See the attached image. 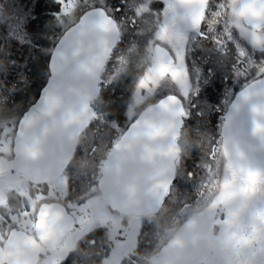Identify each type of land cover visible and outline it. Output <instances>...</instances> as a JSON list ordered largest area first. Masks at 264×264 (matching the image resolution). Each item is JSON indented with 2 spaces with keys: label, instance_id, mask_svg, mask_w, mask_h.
Masks as SVG:
<instances>
[{
  "label": "trees",
  "instance_id": "trees-1",
  "mask_svg": "<svg viewBox=\"0 0 264 264\" xmlns=\"http://www.w3.org/2000/svg\"><path fill=\"white\" fill-rule=\"evenodd\" d=\"M37 2H42L45 10L35 17L41 20L37 30L33 31L29 27L28 34L32 41L39 43V50H36L35 43L29 45L22 31L26 27V18L30 22L35 13ZM106 2L113 8L121 6L120 0ZM58 11L59 5L53 0H0V138L13 132L17 121L46 82L47 50L63 30L59 28L58 18L53 17V13ZM128 32L122 29L121 41L103 70L102 77L106 85H101L98 97L92 102L95 115L82 132L75 154L84 159L88 182L93 186L113 145L147 105L170 93L182 99L184 119L177 139L180 153L176 178L160 207L144 216L134 249L124 255L120 262L152 264L158 253L157 248L168 242L171 232L175 230L172 228L181 210L198 200L207 189L217 160L222 159L228 164L221 148V125L228 103L241 86L233 73L237 52L235 47H187L190 62L195 61L201 73L197 85L199 96L195 97L192 88L187 89L191 93L187 96L178 89L169 88L137 107L131 116L127 109L130 98L126 99V94L132 92L134 84L138 83L145 70L140 68L131 77L130 73L125 84L118 87L114 86L116 78L109 75L116 56L126 48L120 45L126 44L124 37L128 36ZM192 39L189 34L188 44L193 43ZM206 42L200 39L201 45ZM256 58L259 59V53ZM213 70L222 75L213 80ZM89 248L91 250L88 253H95L96 247ZM79 253L80 248H76L58 264L103 263L94 261L92 254L85 260H79V256L73 257Z\"/></svg>",
  "mask_w": 264,
  "mask_h": 264
},
{
  "label": "snow or ice",
  "instance_id": "snow-or-ice-1",
  "mask_svg": "<svg viewBox=\"0 0 264 264\" xmlns=\"http://www.w3.org/2000/svg\"><path fill=\"white\" fill-rule=\"evenodd\" d=\"M59 5V11L53 13L57 23L64 21L62 32L57 36L53 46L47 50L48 81L42 86L38 105L46 106L53 96L60 91L65 101H83L93 94L91 84L78 80L93 81L112 58V51L120 42L123 28L132 31L124 37L129 45L135 43V37L141 35L137 26L140 17H151L156 30L146 43H150L153 51L151 66L139 80V89L152 90L162 82L170 79L184 94L192 88L195 97L199 96L197 80L190 72L187 63L188 38L181 30V23L203 40L211 39L213 43L227 49L234 38L240 34L247 36L259 51L247 50L242 44L235 54L233 73L239 81L241 90L232 104V111L239 113L244 106L259 107L264 113V0H120L121 6L113 8L106 0H53ZM162 4V8H154L153 4ZM45 10L42 2H37L35 13L30 22L26 18V27L22 31L31 46L38 42L31 39L28 28L37 30L41 20L36 19ZM132 12L131 17L128 13ZM116 13H121L117 18ZM43 19V18H42ZM70 21V23H65ZM144 21L141 20V23ZM15 63V62H14ZM211 71V70H210ZM100 85L106 82L100 80ZM163 91V89H162ZM182 100L179 96L162 98L160 106L167 108L175 105L180 112ZM229 113L228 119H231ZM248 187L239 189L245 196L257 193V174L249 169L243 176ZM235 194V192H233Z\"/></svg>",
  "mask_w": 264,
  "mask_h": 264
},
{
  "label": "water",
  "instance_id": "water-1",
  "mask_svg": "<svg viewBox=\"0 0 264 264\" xmlns=\"http://www.w3.org/2000/svg\"><path fill=\"white\" fill-rule=\"evenodd\" d=\"M182 31L191 28L181 23ZM116 47V46H115ZM114 51V49H113ZM112 51V53H113ZM105 68V67H104ZM91 84L93 94L86 100L65 101L60 91L46 106L36 99L23 112L14 135V156H0V172L10 169L25 173L31 181L43 182L57 179L70 163L80 134L89 126L95 115L93 101L98 97L103 80V70ZM48 81V76L44 85ZM43 85V86H44ZM42 88V87H41ZM236 92L221 125V148L229 167L240 176L251 169L257 177L264 176V113L259 107L244 106L239 113L232 111ZM167 96H178L167 94ZM147 105L128 125L107 155L98 188L110 208L123 215L147 216L156 211L176 178L180 147L177 139L184 119L175 105L163 108L161 99ZM231 119H228L229 113ZM11 138V137H9ZM0 189V205L6 200ZM56 222L68 219L63 228L57 229L58 244L73 227V218L65 210L53 209ZM33 264L38 253H31Z\"/></svg>",
  "mask_w": 264,
  "mask_h": 264
},
{
  "label": "rangeland",
  "instance_id": "rangeland-1",
  "mask_svg": "<svg viewBox=\"0 0 264 264\" xmlns=\"http://www.w3.org/2000/svg\"><path fill=\"white\" fill-rule=\"evenodd\" d=\"M135 2L139 3V0ZM212 2L219 3L222 0ZM153 7L162 8L163 5L156 3ZM132 15V12L128 13L129 17ZM141 20L144 22L141 23ZM63 24L64 21H60V29ZM137 26L142 34L135 37V43L131 46L128 40H125V50L118 53L109 69V75L113 76V79L116 78L114 86L125 84L130 73L131 77L140 68L146 73L151 66L153 51L151 44L146 41L156 30V24L151 17H140ZM124 29L129 31L128 33L132 31L130 27ZM185 36L189 38L188 34ZM242 44L247 50L257 53L262 51L243 34L234 38L227 47L238 49ZM187 63L189 68L193 67L189 54ZM260 66L264 68V64ZM145 73L138 79V83ZM138 83L134 84L131 93L126 94L127 98L123 97L130 98L127 109L131 116L135 114L137 107L169 88L183 92L170 79L162 82L159 87L152 86V90H138ZM5 137L1 139V144L4 143ZM3 147L0 145V150L4 149ZM213 172L207 189L198 200L185 206L179 213L172 228L175 230L171 232L168 242L157 248L158 253L152 264H264V176L257 177L256 181L257 193L261 194L245 196L239 189L249 185L222 159L217 160ZM92 201H89V208L98 206L100 209H87L85 217L81 219L82 224L85 222L90 230L101 223H110L111 233L119 237L114 242L111 255L102 264H120L124 255L134 249L144 216H125L107 209L101 202L98 205L97 201ZM75 233L77 232L70 233L65 243L70 245ZM218 240L231 243L219 245ZM56 250L57 262L64 257L65 247L61 245ZM238 250L240 255H237Z\"/></svg>",
  "mask_w": 264,
  "mask_h": 264
},
{
  "label": "flooded vegetation",
  "instance_id": "flooded-vegetation-1",
  "mask_svg": "<svg viewBox=\"0 0 264 264\" xmlns=\"http://www.w3.org/2000/svg\"><path fill=\"white\" fill-rule=\"evenodd\" d=\"M116 15L117 18L121 16L119 13ZM183 32L184 34H191L193 37V43L188 44L187 47H218L211 39L206 40L207 42L201 45L200 38L192 30ZM122 35L121 33V38ZM120 46L126 47V44L123 43ZM191 63L193 67L189 70L199 82L201 73L198 68L195 69L197 67L195 61ZM211 75L215 80L216 76L222 74L213 70ZM240 88L235 91L234 95ZM16 127L17 123L13 132L6 135L3 144L1 142H3L2 138L4 137L0 138V145L4 146V149L0 150V156H5L8 159L14 156ZM76 149L62 174L52 181L34 182L25 173L14 169L0 172V189L7 196L5 202L0 205V264H28L34 258L30 256L34 252L38 253V258L33 264H58L76 248H80V253L73 257L79 256V260H85L88 255L92 254L88 253L91 250L89 247L92 246L96 247L95 253L92 254L94 261L103 262L111 255L114 242L119 236H114L111 233L110 223H101L88 230L86 223L83 222L82 224L81 220L85 217L87 209H100L98 206L89 208V201L91 200H93L92 202L97 201L98 205L101 202L107 209L112 210L108 203L103 200L98 188L105 160L99 171L97 182L91 186L88 182L86 166L83 163L84 159L81 155L79 157L75 154ZM53 209H64L68 214L66 216L73 218V227L58 244L52 241L55 239L57 229L63 228L68 219L63 218L57 223ZM74 231L77 233H75V238L71 244L65 243L66 238ZM61 245L65 247L64 257L56 262V249Z\"/></svg>",
  "mask_w": 264,
  "mask_h": 264
},
{
  "label": "clouds",
  "instance_id": "clouds-1",
  "mask_svg": "<svg viewBox=\"0 0 264 264\" xmlns=\"http://www.w3.org/2000/svg\"><path fill=\"white\" fill-rule=\"evenodd\" d=\"M217 243L219 244V245H224V244H229V243H231V241H217ZM241 253L239 252V250H238V252H237V255H240Z\"/></svg>",
  "mask_w": 264,
  "mask_h": 264
}]
</instances>
